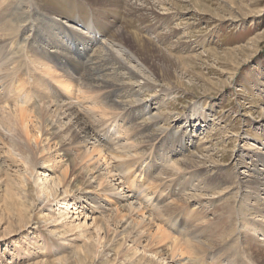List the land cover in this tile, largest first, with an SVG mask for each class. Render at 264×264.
Here are the masks:
<instances>
[{"label": "rangeland", "instance_id": "1", "mask_svg": "<svg viewBox=\"0 0 264 264\" xmlns=\"http://www.w3.org/2000/svg\"><path fill=\"white\" fill-rule=\"evenodd\" d=\"M32 1L24 4L22 0H8L6 3L0 0V15L3 14L2 4L5 7L20 5L22 10L27 11L35 7L36 3ZM77 1H86L97 13H101L97 9L98 5L93 2ZM64 5L66 8L65 2ZM122 7L123 10L116 17V8H110L113 12H109L106 20L102 18L104 24L110 21L109 35L113 32L121 33L122 30L134 31L127 19L133 13H149L151 16L147 21L140 22L143 30L138 32L144 39L145 46L151 49L150 59L143 63L149 72L153 70L156 73L155 76H150L151 83L148 87L143 84L148 77L138 70L137 63L128 58L123 50L119 54L126 60L124 65L134 74L132 78L124 77V82L130 85L132 91L139 92L137 95L142 100L141 105H147L149 114L161 117L157 121H160V126L167 127V132L163 131L164 134H159V138L157 136L145 144V138L141 137L154 131V127L149 125L148 132L143 133L145 126L139 125L150 122V115L143 114L142 111L135 113L138 118L134 120V124V121L125 120L122 114L117 116V112H113L111 116H117L116 121L107 125L105 122L103 128H97L100 125L96 123L106 120L88 110L94 101L96 104L104 102L102 92L97 91L81 94L80 102L75 100L76 94L72 100L76 103V108L59 116L62 125L67 122L68 126L74 122L73 114L79 108L90 122L92 131L98 135H94L97 142L121 155L126 152L130 154L124 159L110 160L115 167L114 173L118 175L116 177L122 182L125 180L126 187L135 183L131 180L133 178L135 181H142L144 186L149 187L148 192L154 199L151 203H158L163 208L166 205H180V202L187 199L184 206H178L187 211L181 213V219L185 221L182 227L187 221L191 230L205 233L215 222L222 221L224 206L234 207V235L239 236L241 231L248 232L249 242H245V245L251 246L245 256L252 260L250 264H263L259 260L264 258L257 249L264 251V187H255L250 184V180L254 173L264 172V0H123ZM92 8L75 13V18L87 21L91 16L89 23L93 22L95 12ZM57 11L50 12L52 17H47V20L43 17V21H32L31 18L30 25L20 31L28 36L34 28L31 24L46 22L47 36H62L67 46L59 53L63 54L60 62L65 69L61 71L70 74L69 70L80 78V73L72 68V63L69 66L65 62L64 55L78 58L79 53L78 56L75 51L70 53L68 47L72 45L70 41H76L78 52L81 51L79 37L84 38L83 31L87 33V30H83L85 27L74 21L61 17ZM94 29L95 27L88 33L89 42L92 40V43L88 50H83L91 56L101 55L103 51L101 37L95 36ZM1 34L5 32H1L0 36ZM29 37L32 38L30 35ZM30 43H35L34 38ZM6 45L0 44V53L7 50ZM57 46L59 47L56 49L62 51V45L57 43ZM122 46L130 53L128 46ZM45 50L44 54H53L50 48ZM114 53L119 55L116 51ZM21 64L29 70V65L23 60ZM161 69L169 70L171 84L163 81ZM115 70L111 68L109 74L116 73ZM122 72L127 73V70L122 69ZM144 73L148 75L147 72ZM36 76L40 78L38 73ZM32 78L29 77L30 82L34 81ZM153 78L156 79L155 82L152 81ZM40 83L41 91L53 94L60 101L69 100L70 94L62 84L46 76L41 78ZM0 91L2 92L1 87ZM125 96L118 98L116 95L115 99L123 100ZM131 99L132 97L128 100ZM127 103L130 104L129 101ZM0 113L2 118L1 110ZM121 125L127 130L121 131ZM16 133L19 145L25 149L28 146L27 150L32 149L34 142L28 143L19 126ZM175 133L173 140L171 134ZM9 135L12 134L0 126V264H144L150 258L156 263H172L155 257L152 252L144 253L142 247L136 251L138 256L133 257L135 249H128L129 243L124 244L122 235L115 237L111 233L107 239L103 230L106 231L108 215L111 219L115 217L117 203L114 200L119 195L103 199L88 193L94 199L76 201L73 198L75 194H64V188L58 184V178L66 168L65 164L57 161L54 170L48 169V164H43L42 159L35 156L38 160L29 170L8 146L11 139ZM61 135H64L63 130ZM65 138L66 143L71 140L65 135L62 140ZM178 139H182V143L179 144ZM160 141L169 145L161 147L158 145ZM132 142L133 147L130 146ZM59 147L60 145L54 147L53 153L55 150L60 152L62 149ZM66 153L65 149L61 152L62 155ZM71 153L69 173L71 168L77 171L84 165L78 152ZM67 157L64 156L63 159L66 160ZM193 159L198 164L200 161L203 163L195 165L193 169L189 168L192 172L182 169L174 177L165 174V170L171 168L173 162L180 164V161L189 162ZM123 162L130 163V168L122 170ZM200 171L201 173H196ZM84 172L87 174L86 170L83 174ZM90 173L85 176L86 180L97 175L94 171ZM175 178L179 181L187 180L189 189L180 190V185L174 184ZM91 180L98 191L103 189L95 178L92 177ZM193 193L198 197L188 199ZM251 211L253 214H247ZM243 219L248 220L254 229L243 228ZM129 230V222L120 224L122 234ZM143 239L148 240L149 236ZM230 239L225 243L226 248L233 245L234 238ZM240 244L242 245L241 239ZM208 256V261L217 257L214 252Z\"/></svg>", "mask_w": 264, "mask_h": 264}, {"label": "bare ground", "instance_id": "2", "mask_svg": "<svg viewBox=\"0 0 264 264\" xmlns=\"http://www.w3.org/2000/svg\"><path fill=\"white\" fill-rule=\"evenodd\" d=\"M7 1L8 0H1L3 3H6ZM24 1L25 0H22V2ZM30 1L31 3L33 2L32 0H26L24 4H27ZM34 1L36 3L35 7L32 10L27 11L25 9L22 10L20 5L5 7L2 4L1 6L3 14L0 15V33L5 32V34H1L2 36H0V44L6 43L7 45L5 48H7V50L3 53H0V87L2 89V92L0 91V110L3 114L2 118L0 116V126H2L9 134H12L9 135L11 136V139L8 146L11 148L13 154H16L15 156H19L20 162L29 168V170L34 166L35 162H37L36 160H38L35 156L40 157L42 159V163L48 164L46 167L52 170H54L53 168H55L56 162L61 161L62 164L66 165V168L62 172L61 177L58 178L60 180L58 184H61V186L64 188V194H75L73 198H75L76 201H84L88 198L94 199V197L88 195V193L96 194L103 199H110V195L118 194L119 197L114 200V202L117 203L115 207V217L114 219H111L108 215V219L105 223L106 231H103L106 232V238L109 237L111 233L115 237L122 235L121 237L123 238L124 244L129 243L128 249H135L133 257L137 255L136 251H139L138 249L142 247L144 253L152 252V255H155V257L161 258L163 261L169 260L172 263L239 264V262H241L242 264H250L252 260L250 258L249 260L247 256H245V254H247V249H249L251 246L245 245V242H249L247 237L248 232L241 231L239 236H235L232 229L233 223L236 222V219H233L234 213H232L234 211V207H231L230 205L224 206L222 212V221L215 222L210 227V230L206 231L205 233H202L199 230H191V227L189 228L187 226V221L185 226L182 227V224L185 221H182L181 213L187 211L178 206H184V203H186L187 199L180 202L181 204L178 203L180 205L176 204L174 207L166 205L165 208H163V206H160L158 203L152 204L151 201L154 199L148 192L149 187L144 186L142 181H135L133 178L131 180L135 182V185L132 183V185H128L126 187L125 184L127 183L125 180L122 182L116 177L117 174L114 173L115 167L111 164L110 160L112 158L124 159L129 157L128 155L130 154L126 152V154L121 155L119 154L120 152H115L114 149L104 147L105 145L103 146L97 142L94 139V135H98L92 131L90 122L86 120L82 110L79 108L76 109L73 114L74 122H71L68 126H66L67 122L62 125L59 119L61 114H65L67 111H71L76 108V103L72 101L74 100L76 94L77 99L75 100L80 102L79 100L81 99V94H86L87 91L95 93L97 91L98 93L102 92L101 97L104 102H99V104H96L94 101L93 105H91L90 109H88L94 111L96 113L94 115H98L102 118L105 117L106 119L105 121L102 119L100 121L101 123H96V125H100L97 128H103L105 122L106 125L108 123L113 124L116 121V117L120 114L123 115L125 120L132 122L138 118V115L135 113L137 111H142L143 114L150 115V122H145L139 125L145 126L142 129L143 133L146 131L148 132L149 125L154 127V131H151L148 135H143L141 137L143 139L145 138L143 140L145 144L146 142H151L157 136L159 138L160 135L164 134L162 133L163 131L167 132V127L160 126V121H157L160 120L161 117L155 114H149L147 105H141L142 100L140 101L141 98L138 97L139 94L137 95L139 92L136 90L132 91L130 89V85L124 82V77L132 78L134 77V74L132 73V75L130 70H128V67L124 65L126 60L119 54L121 50H123L128 55V58L133 59L137 63V67H139L138 70L142 72L145 77H148L145 78L146 80H144L143 83L148 87V85L151 83L149 80L150 76H155L156 73L153 70H150L149 72L143 63L144 60L149 58L151 49L145 46L144 39L138 34V32L143 30L140 22L143 20L147 21V18L151 17L149 16V13H133L132 16L127 17V19L130 21L128 24L132 25L134 31L122 30L121 33L113 32L111 35H109L111 32L110 31L108 33L109 29H111L109 26L110 21L109 23L105 22L104 24L102 18L106 20L109 16V12H113V10L110 8H116V13L114 16L116 17V15L123 10V0H89L98 5L97 9L101 13H97L88 3H85L86 1ZM64 2L66 3V8ZM88 7L92 8L91 10L95 12V14H93V22L89 23L91 16L87 18V21H82V18H75V13L88 10ZM57 9L59 11H57ZM55 11L60 13L61 17L66 18L68 21H74L80 26L85 27L83 30H87V33L86 31H83L82 36H85L84 38L79 37V46L82 47L81 51L79 50L78 52L76 41L75 43L70 41L72 45H70L71 47H68L70 49V53H73L74 51L76 54L79 53V56L77 54L78 58L73 59L71 58L72 56H67V54L64 55L65 62H68L69 66L70 63H72V68L76 72L80 73L81 79L76 77L69 70L68 72L71 75L66 71L63 72L65 69L62 68L63 65L60 62V58L63 56V54L59 53L66 49V43L64 42V39H62V36H47L46 32L48 25L45 24L46 22H41V24H31L32 28H34L31 31L32 33L29 35L34 38V44L30 43L32 42V38L30 39L29 35L25 36L23 35V32L20 31L21 28L26 29V27L30 25L31 18L32 21L36 19H41V21H43V17L47 20V17H52L49 13ZM35 15H38V17ZM111 23L113 22L111 21ZM93 27H95L93 33L95 31V36L97 38L100 36V41L103 42V51L101 55L99 54L91 56V54L89 55L88 52L85 54L83 51L84 49L88 50L90 43H92V40L89 42L88 33L90 32L89 30L93 29ZM128 33L130 34L128 35ZM100 41L98 42L100 43ZM57 43L62 45V51H58V49H56L59 47L57 46ZM38 44L39 47L37 46ZM122 44H124L126 47H129L127 48L130 53L123 48ZM44 46L45 48H50L53 54H44V51H46ZM73 46L75 49H73ZM40 48H42L44 51L39 50ZM104 51L105 53L103 54ZM114 51H116L119 55H116ZM140 55H142V57H140ZM21 60L29 65V70H26V68L21 64ZM73 60H75L74 63ZM111 68L116 69V73L114 72L109 74V70ZM122 69L125 71L127 70V73H123ZM144 72H147L148 75ZM36 73L39 74L40 78L36 76ZM169 74L170 72L167 69L160 70V76L162 77L163 81L167 82V84H171ZM143 75L139 76L142 77ZM44 76L48 78L50 77L53 81L62 84L70 94L69 100L60 101L53 94L41 91L40 88L42 84L40 83V80ZM29 77H33L34 81L30 82ZM155 80L154 78L152 79L153 82H155ZM48 83H50V81L47 82V85H49ZM170 86L173 87L177 85ZM122 92H124V95H126L124 99H115L116 95H118V98L124 96ZM127 97L128 99L132 97V99L128 100L126 99ZM127 101H129L130 104L127 103ZM85 109L87 110V108ZM113 112H117V116L114 118L111 116ZM92 113L93 112H91V114ZM134 123H136V121H134L132 124ZM92 125L95 126V124ZM18 126L23 130L26 138L28 139V143L32 141V143L34 142L35 144L34 147V144L32 145V149H28L29 151L27 150V145H25L27 146L26 149L23 148L22 145H19L18 135L16 133ZM119 129H121V131H123V129L127 130L124 125H121ZM62 130L64 135L66 137L69 136V139H71L68 141V143H66V138L62 140V138H64V135H61ZM171 135L172 139L174 140L176 133ZM182 139H178L179 144L182 143ZM134 142L129 145L133 147ZM58 145H60L59 148L62 150L65 149L67 153L62 155V150L60 152H56L55 150L53 153L52 149ZM158 145L161 147H167L169 144L164 141H160ZM67 146L68 148H66ZM71 152H78L79 157L83 161L82 164L84 165H81L83 167L80 170H77L76 168L77 171H74L71 168L69 173L70 156L72 154ZM64 156H68L66 160L63 159ZM57 158H59V160H57ZM176 162L177 161L171 164L173 167L170 166L171 168L168 167V169L165 170V174H167L169 177H174L177 175L178 171H181L182 169L187 171L189 168H194L195 165H199L201 162L203 163V161H200L198 164V162H196L194 159L189 162L180 161V164ZM129 168L130 163H121L122 170ZM85 170L87 174H91V171H94L97 174L92 175L91 178H95L98 182V185L103 188L101 191H98L93 186L91 178L87 180L85 179V176L87 175L85 172L83 174V171ZM255 170L257 169H254V171ZM189 171L192 172L191 170ZM196 173H201V171ZM147 174L149 175V171ZM38 178L39 177H37V179ZM173 180L174 184L180 185V190L184 191L189 189L188 183L186 182L187 180L179 181L177 178ZM250 181V184H254L255 187H264V172L254 173L253 179ZM224 184H226V182ZM136 185L138 186L136 187ZM227 188H229L228 185ZM192 196L198 197L197 194L193 193L188 197V199ZM191 212L193 213L194 211L191 210ZM247 214H253V211ZM119 218L122 220H116ZM122 222H129L130 230L128 233L122 234L120 232V224ZM241 225L246 230L254 229V226H250L251 224H249V221L246 219H243ZM147 235L149 236V239H143L145 236L148 238ZM230 238H234L233 245L228 246L229 248H226L225 243L228 240L231 241ZM240 239L242 245L240 244ZM256 247L259 248L258 246ZM209 250L213 251L209 252ZM257 250L264 258V251H260V248ZM211 252H214V255L216 254L217 257L214 258V260L208 261V254ZM259 262L264 264V259H260ZM144 264L162 263H156L154 259L150 258L148 261H145Z\"/></svg>", "mask_w": 264, "mask_h": 264}]
</instances>
